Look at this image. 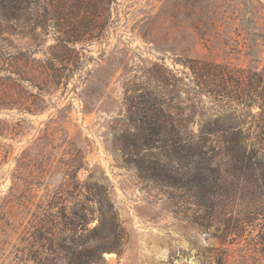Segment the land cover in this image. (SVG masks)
Segmentation results:
<instances>
[{
  "label": "rangeland",
  "instance_id": "374dc122",
  "mask_svg": "<svg viewBox=\"0 0 264 264\" xmlns=\"http://www.w3.org/2000/svg\"><path fill=\"white\" fill-rule=\"evenodd\" d=\"M6 7L0 264H264V0H109L106 8L99 0H15ZM73 29L81 65L68 91L39 93L13 72V54L49 56L62 31ZM196 59L231 68L235 81L222 108L198 93L183 65ZM247 69L262 72V104L252 107L240 80ZM126 96L138 107L161 106L162 120L164 100L181 108L178 119L194 133L218 109L263 152L243 159L253 167L240 172L216 156L222 185L201 206L193 190L148 181L124 163L123 153L162 151L130 146L138 136Z\"/></svg>",
  "mask_w": 264,
  "mask_h": 264
},
{
  "label": "trees",
  "instance_id": "16d2710c",
  "mask_svg": "<svg viewBox=\"0 0 264 264\" xmlns=\"http://www.w3.org/2000/svg\"><path fill=\"white\" fill-rule=\"evenodd\" d=\"M13 1L15 0H0L1 15H6L4 11L7 9V3L11 5ZM108 2L109 0H99L105 8ZM8 17L15 18L11 15ZM61 34L63 35L57 37L56 42L48 47L49 56L36 59L30 58L24 52H17L10 58L11 69L17 77L28 81L37 88L39 93L60 87L68 91L69 81L80 69L81 56L74 48L80 38L79 30L62 31ZM183 65L190 70L193 76L192 82L197 87L198 93L209 94L216 103L220 104L218 105L220 108L226 105L230 95L228 82L234 80L228 65L197 59L189 60ZM244 72V75H240V80L246 81L244 85L247 92L246 106L262 104L260 103L261 91L258 90L262 72L250 69ZM79 79H82L81 76ZM75 87L76 83L73 85V88ZM132 100V96L125 98L128 125L134 132L132 135H137L138 138L132 142L129 140L130 146L137 147V141H139L138 144L144 146L146 151L153 147L162 151L157 154L146 153L141 156L138 154L135 158L130 153H123L124 163L132 164L138 170L140 177L148 181L162 182L164 186L174 190H193L194 196L198 195L200 198V203L197 204L206 208L209 205L201 198L206 195L208 198L210 193L220 188L223 180L224 171L215 163L216 156H223L236 166L229 171L240 172L244 167H253L249 164V160L243 163V159L259 156L263 152L260 142L257 146L246 144L241 137V126H232L218 109L216 113L202 119L194 133L190 121L178 119L182 115L181 108L173 109L164 100V119L162 120L157 113L161 112V106L138 107ZM27 109L30 110L28 107ZM157 142L160 145H156ZM127 146L129 145L124 144V147ZM254 167L260 169L263 163L257 161ZM100 213L104 214L102 210ZM69 224L72 223H64V225ZM258 238L261 242L263 241L264 246V235L260 234ZM86 262V259L79 258L74 263L85 264Z\"/></svg>",
  "mask_w": 264,
  "mask_h": 264
}]
</instances>
